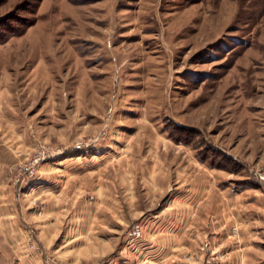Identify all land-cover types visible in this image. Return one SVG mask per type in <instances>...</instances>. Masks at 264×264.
<instances>
[{
    "label": "rangeland",
    "instance_id": "rangeland-1",
    "mask_svg": "<svg viewBox=\"0 0 264 264\" xmlns=\"http://www.w3.org/2000/svg\"><path fill=\"white\" fill-rule=\"evenodd\" d=\"M3 39L0 156L28 251L42 224L58 264H138V239L172 232L154 213L183 222L172 190L208 181L165 263L264 264V0H0Z\"/></svg>",
    "mask_w": 264,
    "mask_h": 264
},
{
    "label": "crops",
    "instance_id": "crops-1",
    "mask_svg": "<svg viewBox=\"0 0 264 264\" xmlns=\"http://www.w3.org/2000/svg\"><path fill=\"white\" fill-rule=\"evenodd\" d=\"M59 169V168H58ZM54 177L52 176H42V179L44 182L51 183L49 179H52ZM207 181V180H206ZM59 183H56L55 188H58ZM208 185V181L205 183L203 182L200 190V194L198 193L195 196V191H192L187 188H179V189H173L171 199L169 204L173 203V197H177L176 201L179 205L175 209H180V211L185 212V217L183 219L182 224H178L175 220L176 218H173V215H165L163 216L164 219L160 218L158 215L153 214V222L154 224L158 222H166V225L168 226V231L158 230V228L152 233V236L146 237V235L143 236V238L138 239L137 246V254H139L140 258L138 260V264H166L165 262V255L172 251L174 248H180L181 245L177 243V238L180 232H182L184 228L183 226L187 225L188 222L192 219L193 213L195 212L194 205L198 202H202L201 199H204V194L207 192L205 186ZM42 186V191L44 190L47 193L50 192V185H40ZM15 187V190L13 188ZM35 187L37 186H31L32 190L30 193H32L35 190ZM226 188V186H225ZM224 188V189H225ZM47 189V190H46ZM16 185H13L10 183L9 178L7 177L5 166L2 163V159L0 156V264H49V257L46 256L47 249L54 244V238L52 235V231L49 229V227L40 224L38 232H36V242L39 244V248L41 249L39 252L36 251H28L26 248V241H25V235L27 233V230L25 228V224L29 221H31L30 215H25L22 213L17 201H20V195L16 192ZM221 197L224 199V190L221 188ZM219 191V192H220ZM29 192V191H28ZM30 193H28L26 196L29 197ZM58 194V193H57ZM25 197L26 200H28V206L31 208L33 207L30 200H34L37 198L44 202H51V198L55 199L56 192L51 197L50 195H43L40 199L39 196L33 195L31 198ZM196 202V203H195ZM168 204V205H169ZM181 204V205H180ZM184 206H183V205ZM173 206V204H172ZM171 208V207H166ZM39 213V212H38ZM169 214V211L168 213ZM173 214V212H172ZM158 216V217H157ZM161 216V215H160ZM152 217V216H151ZM35 219H32V221ZM39 220V219H38ZM175 220V221H174ZM186 222H185V221ZM25 223V224H24ZM146 223V221L144 222ZM185 223V225H184ZM164 223L157 224L162 225ZM175 226V227H174ZM161 227V226H160ZM170 227H173V230L170 229ZM161 232V233H160ZM161 234V235H157ZM159 238H163L162 242H159ZM158 239V240H157ZM158 243L162 244L158 245ZM59 248V245L57 246ZM157 251H159L157 253ZM143 255V256H142ZM50 261H54V263L58 264V260L55 257H52ZM127 264H131V262H128Z\"/></svg>",
    "mask_w": 264,
    "mask_h": 264
},
{
    "label": "built area",
    "instance_id": "built-area-1",
    "mask_svg": "<svg viewBox=\"0 0 264 264\" xmlns=\"http://www.w3.org/2000/svg\"><path fill=\"white\" fill-rule=\"evenodd\" d=\"M38 161V159L37 158H35V159H33L29 164H27V165H20V167H19V173H17V176L19 177L20 175H23L22 173H24V174H32L33 173V166H34V164L36 163ZM261 179L262 180H264V177H261ZM263 185H264V182H263ZM133 236L135 237V238H138V237H140L141 236V230L140 229H135L134 231H133Z\"/></svg>",
    "mask_w": 264,
    "mask_h": 264
},
{
    "label": "trees",
    "instance_id": "trees-1",
    "mask_svg": "<svg viewBox=\"0 0 264 264\" xmlns=\"http://www.w3.org/2000/svg\"><path fill=\"white\" fill-rule=\"evenodd\" d=\"M20 32L18 31V32H16V33H13V35H18ZM4 41V39L2 40V41H0V42H3ZM214 166H217V165H214Z\"/></svg>",
    "mask_w": 264,
    "mask_h": 264
}]
</instances>
